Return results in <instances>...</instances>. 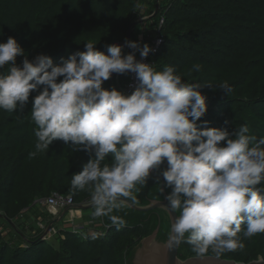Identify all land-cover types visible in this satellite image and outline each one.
<instances>
[{
  "label": "trees",
  "instance_id": "1",
  "mask_svg": "<svg viewBox=\"0 0 264 264\" xmlns=\"http://www.w3.org/2000/svg\"><path fill=\"white\" fill-rule=\"evenodd\" d=\"M10 36L29 60L45 54L56 64L84 51V43L90 40L107 54L110 44L128 40L152 49L153 41L163 38L150 60L157 71L173 66L186 82L202 85L207 112L198 126L206 120L208 127L232 132L247 124L249 134L264 137V0H0V43ZM24 58L17 57V64ZM224 82L230 86L228 94L219 88ZM129 83L130 73L115 74L103 87L122 92ZM36 94L30 95L19 117L16 112L0 110V264H134L142 240L160 222L157 240L165 243L169 214L163 209L137 211L131 207L115 213L127 221L119 231L107 217L93 219L91 208L85 211L89 215L76 221H93L90 228L58 229L55 224L52 238H42L52 222L42 201L55 193L72 196L75 205L91 200L88 192H74L70 184L72 175L89 159L85 152H72L57 140L48 152L30 158L36 142L31 99ZM166 166L165 162L161 169ZM157 175L152 173L138 193V206L164 200L156 185ZM160 181L162 185V176ZM170 191L165 188L167 195ZM55 228L56 234L52 232ZM243 243L241 250L219 256L209 251L204 256L240 263L264 259V233L243 239ZM179 257L185 261L203 256L182 243Z\"/></svg>",
  "mask_w": 264,
  "mask_h": 264
},
{
  "label": "clouds",
  "instance_id": "2",
  "mask_svg": "<svg viewBox=\"0 0 264 264\" xmlns=\"http://www.w3.org/2000/svg\"><path fill=\"white\" fill-rule=\"evenodd\" d=\"M96 45L87 41L84 51L56 64L45 54L29 60L14 37L0 43V70L7 67L0 71V110L19 117L37 93L30 158L57 140L85 152L89 159L72 175L71 190L88 192L91 217H107L118 231L127 221L115 213L138 205V193L158 172L159 193L171 189L164 207L176 214L165 242L169 250L186 243L198 256H219L264 233V137L249 134L247 124L232 132L208 127L206 120L198 126L207 112L202 85L186 82L173 66L157 71L143 62L152 50L148 44L125 40L108 45L107 54ZM124 46L134 51L124 54ZM127 73L137 81L131 94L103 87L113 74ZM219 88L231 91L227 82Z\"/></svg>",
  "mask_w": 264,
  "mask_h": 264
},
{
  "label": "water",
  "instance_id": "3",
  "mask_svg": "<svg viewBox=\"0 0 264 264\" xmlns=\"http://www.w3.org/2000/svg\"><path fill=\"white\" fill-rule=\"evenodd\" d=\"M157 12V11H156ZM156 14V13H155ZM132 28H130V39L132 34ZM134 50L132 49L131 52ZM115 77V74L112 75V79ZM165 197L167 196L164 190ZM166 199L160 200H153L149 206H132L131 208L137 211H150L154 209H163L165 210L170 217L171 223L175 218L176 214H171L165 207ZM91 204L86 205H75L72 207L66 208L61 215L54 219L47 227L45 234L42 236L43 239L48 237V234L51 228L55 224H59L63 218L67 215L70 210L78 209V210H88L91 209ZM161 229V222L156 231L149 237L142 240L140 247L137 249L134 259V264H264V259L260 258L259 260H255L249 263H240L233 260H225L215 256H203V257H192L185 261L181 260L179 257V250L181 244L176 249L169 250L165 243L159 242L157 240L158 234Z\"/></svg>",
  "mask_w": 264,
  "mask_h": 264
},
{
  "label": "built area",
  "instance_id": "4",
  "mask_svg": "<svg viewBox=\"0 0 264 264\" xmlns=\"http://www.w3.org/2000/svg\"><path fill=\"white\" fill-rule=\"evenodd\" d=\"M164 43L163 38H159L157 37L154 41H153V46H152V50L149 52L148 57L143 58V62L145 63H149L152 64V66H155V63H153L150 60V56L153 53H157L158 50L160 49V47L162 46V44ZM125 43H119L117 45H124ZM128 47L124 46L122 48V51H126ZM141 57H138L137 60H141ZM137 81H136V77L134 73H130V83L122 90L123 93L125 94H131V92L134 90L135 85H136ZM155 173V172H153ZM43 205L45 207H47V209L49 210L50 214H51V220L57 218L61 212H63V210H65L68 207H72L75 206V203L73 201V197L72 196H63L60 195L58 193H55L54 195H52L51 197H49L48 199L42 201ZM86 204H91V201L88 202L86 201L83 205ZM83 211L82 210H77V209H73L69 211L67 220L69 223H72L73 226L76 229H80L81 227H85L88 226L90 228L91 225H94L93 221H87L83 224H78L77 226L74 225L76 223L77 220H82L83 219ZM41 227L43 229H46V227L44 225H41ZM55 234L58 233V231L56 229H52ZM51 232V230H50ZM50 232L48 234V236L50 235Z\"/></svg>",
  "mask_w": 264,
  "mask_h": 264
},
{
  "label": "rangeland",
  "instance_id": "5",
  "mask_svg": "<svg viewBox=\"0 0 264 264\" xmlns=\"http://www.w3.org/2000/svg\"><path fill=\"white\" fill-rule=\"evenodd\" d=\"M137 55H139V53ZM39 208H40V203L37 204V206H36V209H39ZM74 225L77 226L78 224L75 223ZM71 226H73V224H69L67 219H64L59 224H56V228H58V229H63V228L69 229V228H71ZM49 236H50V238H52V233L51 232H50V235Z\"/></svg>",
  "mask_w": 264,
  "mask_h": 264
},
{
  "label": "crops",
  "instance_id": "6",
  "mask_svg": "<svg viewBox=\"0 0 264 264\" xmlns=\"http://www.w3.org/2000/svg\"><path fill=\"white\" fill-rule=\"evenodd\" d=\"M86 210H83V216L85 217V216H87V215H89V212H85ZM66 219V218H65ZM64 220V219H63ZM79 223H80V221H79Z\"/></svg>",
  "mask_w": 264,
  "mask_h": 264
}]
</instances>
